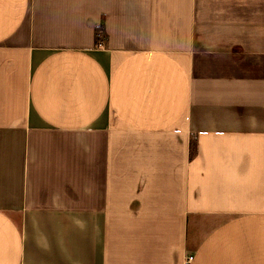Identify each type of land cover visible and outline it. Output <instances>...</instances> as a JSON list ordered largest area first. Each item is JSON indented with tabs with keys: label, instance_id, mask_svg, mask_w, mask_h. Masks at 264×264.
<instances>
[{
	"label": "crops",
	"instance_id": "crops-1",
	"mask_svg": "<svg viewBox=\"0 0 264 264\" xmlns=\"http://www.w3.org/2000/svg\"><path fill=\"white\" fill-rule=\"evenodd\" d=\"M0 264H264V0H0Z\"/></svg>",
	"mask_w": 264,
	"mask_h": 264
},
{
	"label": "built area",
	"instance_id": "built-area-1",
	"mask_svg": "<svg viewBox=\"0 0 264 264\" xmlns=\"http://www.w3.org/2000/svg\"><path fill=\"white\" fill-rule=\"evenodd\" d=\"M188 261H191V258Z\"/></svg>",
	"mask_w": 264,
	"mask_h": 264
}]
</instances>
